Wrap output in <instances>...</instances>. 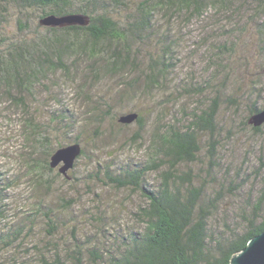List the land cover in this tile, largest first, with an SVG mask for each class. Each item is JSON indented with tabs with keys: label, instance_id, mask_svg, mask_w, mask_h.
<instances>
[{
	"label": "rangeland",
	"instance_id": "1",
	"mask_svg": "<svg viewBox=\"0 0 264 264\" xmlns=\"http://www.w3.org/2000/svg\"><path fill=\"white\" fill-rule=\"evenodd\" d=\"M122 2L108 12L124 25L144 3L156 7L149 29L130 45L132 66L108 71L117 49L103 41L97 49L108 51L105 61L68 57L67 71L40 76L29 93L0 81V264H71L73 256L108 264L120 255L130 233L142 231L137 214L147 201L112 180L151 162L157 134L185 131L207 108L217 110L216 158L210 161V136H203L198 161L180 170L199 177L213 168L218 182H242L250 203L264 193V126L254 133L249 124L252 107H264V89L258 97L259 88L249 86L258 77L264 83V26L249 20L252 1L231 0L228 10L197 16L156 0ZM42 14L0 0V51L35 39V31L43 35L45 28L36 30ZM162 56L168 66L159 64L165 72L149 84L145 74ZM129 114L142 123L120 124ZM76 143L85 154L68 177L57 168L42 179L47 153ZM160 180L154 172L146 177L155 190Z\"/></svg>",
	"mask_w": 264,
	"mask_h": 264
},
{
	"label": "trees",
	"instance_id": "2",
	"mask_svg": "<svg viewBox=\"0 0 264 264\" xmlns=\"http://www.w3.org/2000/svg\"><path fill=\"white\" fill-rule=\"evenodd\" d=\"M13 1L22 2V6L28 10H41L43 14L39 18L67 14H84L90 18V25L87 27L46 28L39 24L36 30L45 28L43 35L35 31V39L13 43L7 52L0 51V81L23 94L31 92L34 81L40 76L45 78L47 73L52 74L59 68L67 71L68 57H88L95 60V63L98 60L105 61L108 51L97 49L103 41L115 44L117 49L106 60L109 63L106 66L108 71L118 72L132 66L135 59L130 45L135 41L136 35L149 29L151 14L156 10V7L146 2L139 9L140 15L124 25L108 12L110 7L123 4V0ZM230 1L156 0L155 6H178L197 16L217 7L228 10ZM251 1L253 8L249 12V20H258L264 26V0ZM258 32L261 33L262 29ZM87 44L90 45V50L87 49ZM165 58L162 56L152 61L145 74L149 84L159 82L165 71H160L157 67L159 64L168 66ZM94 74H99V69H95ZM253 85L259 88V97L264 83L258 77L249 84L251 89ZM21 103L23 104V100ZM261 110L253 106L250 117ZM216 117V107L207 108L194 115L185 131L172 127L167 133L157 134L151 162L128 172L122 182L112 180L120 187L139 191L147 204L137 214L143 224L142 231L130 233L124 251L112 257L108 264H231L232 259L252 239L264 232V193L250 203L249 198H244L245 185L242 182L241 186L236 180L229 183L218 182L211 175L213 168L207 170L208 175L199 177L191 169L187 172L180 170L181 167L198 161L203 136H210V161L216 158L215 145L212 143L216 132ZM136 121L141 124L142 118L138 117ZM29 126L37 133L33 122L30 121ZM263 126H252V130L254 133H261ZM56 150L47 153L45 164L38 169L42 179L44 172L53 173L49 162ZM84 154L83 150L80 158ZM151 172L161 176L156 190L149 188L146 183V177ZM73 260L75 261L71 264H84L81 257L73 256Z\"/></svg>",
	"mask_w": 264,
	"mask_h": 264
},
{
	"label": "water",
	"instance_id": "3",
	"mask_svg": "<svg viewBox=\"0 0 264 264\" xmlns=\"http://www.w3.org/2000/svg\"><path fill=\"white\" fill-rule=\"evenodd\" d=\"M40 25L46 28L87 27L90 25V18L84 14L48 15L41 18ZM137 119V114H129L122 116L119 122L122 125H130ZM249 124L255 128L263 126L264 109L253 114ZM82 151L78 143L58 148L50 158V168L53 170L58 168L60 174L68 177L69 171L74 168ZM231 264H264V232L252 239L248 246L232 259Z\"/></svg>",
	"mask_w": 264,
	"mask_h": 264
}]
</instances>
